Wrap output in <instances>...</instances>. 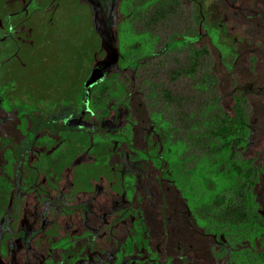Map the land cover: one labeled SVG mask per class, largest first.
I'll use <instances>...</instances> for the list:
<instances>
[{
    "label": "rangeland",
    "instance_id": "rangeland-1",
    "mask_svg": "<svg viewBox=\"0 0 264 264\" xmlns=\"http://www.w3.org/2000/svg\"><path fill=\"white\" fill-rule=\"evenodd\" d=\"M159 1L28 0L29 22L63 55L54 69L37 71L28 63L32 51L26 44L2 36L0 30V92L5 96V101L0 99V139H10L16 148L29 116L25 110L14 115L5 111L26 101L23 105L32 114H46L48 121L58 123L40 134V149L50 154L60 143L65 155L87 157L80 128L97 121L110 104H117L119 117L125 110L123 101L125 121L118 124L104 117L106 127L96 124L89 132L90 144L108 147L100 157L117 164L122 135L134 144L124 148L133 158L143 156L136 147L141 142L170 148L162 181L155 180L156 159L142 189H136L133 176L122 181L133 200L128 223H134L117 254L123 256V264H204L222 258L228 264H264L256 219L264 220V182H248L247 171L249 143L264 122V0H247L241 6L235 0H204L203 8L196 0H167L172 2L170 8L157 17ZM113 22V27L119 23L115 33ZM91 26L104 31L112 50L121 49L122 65L116 66L109 53L104 54V64L82 57L86 38H94ZM174 34L186 37L166 46ZM75 48L80 52V70L71 89L65 90ZM96 65L104 73L86 90L90 112L84 120L74 102L76 83L83 82ZM181 67L187 69L174 75L173 70ZM37 72L43 73L49 95L42 98L34 88L26 99L23 95ZM233 95L239 96L247 132L230 155L231 148L215 152L211 147L222 142L214 131ZM116 124L118 133L110 132ZM13 147L0 141V216L9 210L4 208L10 197ZM158 190L163 195L152 206L150 193ZM234 204H244V218L225 213ZM83 250L84 243L78 241L66 249L55 247L46 264H70Z\"/></svg>",
    "mask_w": 264,
    "mask_h": 264
},
{
    "label": "trees",
    "instance_id": "trees-1",
    "mask_svg": "<svg viewBox=\"0 0 264 264\" xmlns=\"http://www.w3.org/2000/svg\"><path fill=\"white\" fill-rule=\"evenodd\" d=\"M198 6L203 8L204 0H196ZM28 0H0V30L1 35L11 36L16 41L24 42L32 51L28 63L33 67L45 65L52 67L58 54L54 52L52 41L37 30L29 22V9L25 3ZM247 0H235L237 6L245 5ZM155 8L156 16L166 13L172 2L160 0ZM120 9V3L118 5ZM231 10L232 6H228ZM119 23H112V32H117ZM3 27V28H2ZM110 28V29H111ZM89 34L82 47V57L90 63L104 64L102 60L109 53L110 60L114 58L116 66L122 65L124 54L121 49L110 48L109 39L104 31H95L91 26ZM116 30V31H115ZM95 33V34H94ZM4 36V37H5ZM186 36L174 34L167 41L166 46L181 40ZM120 52V54H119ZM74 56V54H73ZM34 57V58H33ZM73 66H78V59L72 57ZM106 64V63H105ZM185 67L173 70L177 75ZM114 74V73H113ZM109 75V73H108ZM95 86L82 83L81 98L74 102L81 105L84 120L89 116L87 104L88 90ZM67 102V99H65ZM117 117V104H110L104 109L97 121L83 124L82 139L83 151L87 157H74L65 155L60 143L50 154H46L37 144V139L45 129L57 128L58 123L48 121L46 114H32L28 111L29 123L25 133L13 147L10 139L4 138L3 144H10L15 151L12 152L13 169L9 186L10 197L5 202L9 206L0 216V261L10 264H46V260L55 247L68 248L69 244L78 241L84 243L83 253L71 259L70 264H123V256L118 258L124 241L133 230L134 223H128L132 211V197L129 196L123 185L126 176H133L136 189H142L143 180L149 175L153 160H157L156 178L162 181L165 171L169 168L170 148L166 145H152L150 142L137 144L143 156L131 157L124 149L134 144L127 136L122 135L123 148L119 153L117 164H108L101 157L100 152L107 145L90 144L89 132L97 125L106 127L104 117L109 121L120 124L127 118V106ZM20 107L16 108L19 111ZM225 118L214 133L222 139L219 145L211 147L212 151L219 152L223 148H231L233 154L235 145L247 132L245 114L238 95L229 99V106L225 111ZM118 119V120H117ZM119 121V122H117ZM100 122V123H99ZM97 124V125H96ZM118 124L110 128L116 132ZM133 125V124H132ZM135 127V126H134ZM259 127L254 141L249 143L251 148L250 165L248 168V182H264V122ZM159 136V135H158ZM154 192V191H152ZM163 195L158 190L150 193L151 205L157 206L156 198ZM160 196V195H159ZM227 215L244 218L247 213L244 204H234L226 208ZM260 224L259 242L264 252V220L256 218ZM126 228V231L123 229ZM16 243V245H15ZM12 263V262H11ZM204 264H228L222 258L213 263L204 260Z\"/></svg>",
    "mask_w": 264,
    "mask_h": 264
},
{
    "label": "flooded vegetation",
    "instance_id": "flooded-vegetation-1",
    "mask_svg": "<svg viewBox=\"0 0 264 264\" xmlns=\"http://www.w3.org/2000/svg\"><path fill=\"white\" fill-rule=\"evenodd\" d=\"M52 46H53V50H54V52H56V54H58V57H60V59H61V55H63V54H61L60 55V53L58 52V50L55 48V46H54V44H52ZM74 52H73V54H74V58H75V60L76 59H78V66H72L71 67V70H70V72L67 74V81H68V85L67 86H65V90H66V88H69L70 87V89H71V86L73 85V82H72V80L73 79H75L77 76H78V72H79V70H80V52H81V50H80V52H79V50H78V48H75V50H73ZM60 59L59 60H55L54 61V64L52 65V68H50V67H46L45 65H43V66H41V65H37V67H36V70L38 71H45L46 69H54V67H56V64L55 63H58V62H60ZM43 68V69H42ZM42 72H37V78H35V80H34V82H32L33 84V86L30 88V90H28V91H26L25 93H24V98H26L27 99V97H28V95L29 94H32V92H33V90H34V88H36L38 91H40V92H42V94H41V96L40 97H42V98H45L46 96H48L49 94V91H48V86H47V84H46V80H42V77L44 76L43 75V73ZM41 77V79H39ZM82 83L83 82H77L76 83V99L75 100H77V99H80L81 98V93H82ZM1 94H3V93H1L0 92V95ZM6 95H7V93H6ZM51 95V94H50ZM10 96H11V94H10ZM0 99L2 100V102L3 101H5V96H4V94H3V96H0ZM67 99V98H66ZM64 101H66L65 99H64ZM19 103V104H18ZM23 103L24 104H26V101L25 102H16V103H14L11 107H8V108H6V113L7 114H10V115H14L15 113H17V112H21V111H24L25 110V112L27 113V115H28V111H30L31 113H32V109H26L25 107H24V105H23ZM79 103V102H78ZM80 105V104H79ZM18 107H20V110L19 111H16V108H18ZM80 107H81V105H80ZM37 112V111H36ZM47 112V111H46ZM37 114H41V113H38L37 112ZM39 139H37V141H38ZM0 141H1V145L3 144V141H4V137L3 138H1L0 139ZM11 143H12V141L11 140H9ZM4 145H7V146H10V144H4ZM53 151H55V149L53 150ZM13 167V166H12Z\"/></svg>",
    "mask_w": 264,
    "mask_h": 264
},
{
    "label": "water",
    "instance_id": "water-1",
    "mask_svg": "<svg viewBox=\"0 0 264 264\" xmlns=\"http://www.w3.org/2000/svg\"><path fill=\"white\" fill-rule=\"evenodd\" d=\"M103 70L100 66H94L91 70V72L89 73V75L85 78L84 80V84L85 85H90L92 84L94 81H96L99 77H101L103 75Z\"/></svg>",
    "mask_w": 264,
    "mask_h": 264
}]
</instances>
